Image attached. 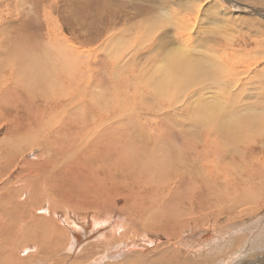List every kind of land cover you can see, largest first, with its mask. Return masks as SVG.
I'll return each instance as SVG.
<instances>
[{
	"label": "bare ground",
	"instance_id": "1",
	"mask_svg": "<svg viewBox=\"0 0 264 264\" xmlns=\"http://www.w3.org/2000/svg\"><path fill=\"white\" fill-rule=\"evenodd\" d=\"M182 22V19H175L174 17L171 20L164 18L159 27L164 30L165 37H168L172 32L174 36L179 37L180 40L182 39L181 41L178 40V46L186 48L185 53L188 54L183 52L173 53V50L167 52L165 46H168V44L164 42L152 48L155 52L151 55L149 61L160 59L163 64L162 66L159 65L161 68L159 69L160 76L158 79L151 77L149 80L144 81L145 74L140 77L144 89L142 92L145 91V93H151V96H155L158 104H154V107H159V112L160 110L166 111L164 109L167 107V115H170L172 114L170 109L173 110V113L177 110L171 105L174 103L172 98L173 100L184 99L185 88L194 87V92L200 90L197 93H201L214 86L218 90L215 94L218 93L219 99L216 98V101L214 100L215 102L213 101L211 104L209 101L202 102L200 108L196 107L198 109H194L196 111L194 120L202 126L201 134L196 138L203 143L201 149L211 150L213 148L214 152L224 156L226 151L235 154L234 147L238 148V146L248 144L250 148L258 139L264 142V98L263 100L260 98L256 103V106L261 107L259 109L262 112L257 111L254 112V115L240 118L237 115L238 111H236L238 107L236 102L242 100L238 98L240 92L248 82V80L245 81L248 77L243 76V71L246 69V72H249L248 67L252 64L256 66L260 59L257 61L251 60L247 47L242 48L241 51H236L234 55L228 49L222 50L213 47H211V51L215 50L216 52L207 54L209 57L194 54V49H191L193 45L191 46L190 37H184ZM58 29L57 27L53 28L52 32L48 31L47 36L39 34L40 37H38L37 35L36 40H31L30 44L25 41L28 37L20 36L25 40H15L9 48L4 49V52H0V58L4 53L8 55L7 60H0V130H2L1 126L4 124L9 125L8 135L0 139V175L3 174V170L6 171L10 167L9 162L14 159L19 161V158L23 155L27 156L28 150L37 151V149L41 151L38 156H33L34 159L40 157L44 159L43 156L48 155L49 157L54 154L59 160L58 163L63 165L59 171L70 170L77 161L74 160L75 158L70 157L69 152H64L63 135L69 128H72L74 131L69 134L68 141L73 149L81 153V147H83L84 152L88 146L93 148L92 160L96 162L99 171H103L107 180L122 181V185H127L129 183L127 180H131L137 185L132 190L127 188L128 191L126 192L102 195L103 199L99 203L97 197L93 198L92 201H95L96 206L92 207L89 205V198H85V196L82 198H67L65 201H63V198H58V194H54V191L51 190L53 185H50V182L46 183L42 180L38 183L35 182L37 180L35 174L38 170L34 172L33 180H30L37 183V185L31 187L28 184L26 189L29 191L25 190L23 194L20 193L21 185L15 187L13 184L11 186V182L8 181H6L7 184H0V264H104L107 258L119 255L133 259L132 261L129 260L127 264H145L143 260H147L146 263H149V257L156 253V249H160L159 253L162 258L170 255H183V257L189 259L207 258L209 255L216 257L209 252L215 248L220 249L221 244L226 239L234 240L236 245L240 244L237 245L236 252L239 251L240 246H243L242 252L245 254L248 250L245 248L247 242H250L248 244L253 250H257L259 244L254 242L256 233L250 235L249 229L257 227L262 220H259V213L244 222L227 221L223 223V218H221L219 223L222 222L223 224L215 226L216 228L214 227L213 230H207L199 226L191 219V215L185 214L188 211L195 210L194 199L188 198L189 200L186 201L188 204H193L191 209H189V205L183 206V202L179 205L178 214L172 215L170 213L172 209L171 201L175 194L173 190L181 177H177L178 182L175 179L155 181L154 176H149V173L144 176L136 173L137 167L133 166L131 162L133 163L135 154L142 155L160 142L172 140L175 137L178 138L180 135L186 138L183 146L187 158L191 154L194 157H198L196 154H203L201 150L199 151L198 141L193 140L192 132L189 128H184L187 121L178 118L173 119L166 114H163L159 120L152 119V121H148L144 117L141 118L140 114L135 115L137 111L133 110L139 103L137 105L135 103L136 107L133 108L132 102L138 95L132 98L133 101L131 100L132 95H128V93L132 86L128 81L126 86L129 90H127V96L122 101L130 103V106L122 108L128 111L126 113L130 118L126 115L120 118L116 114L119 111L116 103L119 101L117 102L118 97L116 98L114 92L115 87L118 85L114 82L112 76L115 71L114 62L110 63L105 59L106 57L102 59V64L109 68L110 73V81L104 82L93 66L99 62L97 55L88 54V58L81 60V48L71 43L70 39L64 37ZM156 30L151 31L153 34L147 37V41L153 42L154 45L157 38L155 35ZM206 44V41L201 42L202 47L210 48ZM132 46H136V43ZM231 46L232 44L228 48L232 49ZM33 68H35L33 73H36V81L32 86L34 88L33 93H35L33 95L34 100H23V94H30L24 87L31 88L30 84L27 85V81ZM18 70L19 72L21 70L26 76L18 78ZM90 71H93L94 75L90 74ZM136 79L138 80V78ZM237 79L239 81L242 79L240 83H243L241 88L232 91V98L234 99H230L229 88L237 86ZM184 84H188L187 87H183ZM144 86L147 88L149 86L151 89L148 90ZM96 88H99L100 91H97ZM261 89L260 94L264 92V89ZM132 91L131 94H133ZM29 96L32 97L31 94ZM36 100H40V102ZM31 102L35 105L33 109H31ZM120 103L126 105L123 102ZM228 107L230 110H228ZM21 110L25 111L26 115L24 116L27 117V120L20 125L13 124V118ZM187 115L189 116V114ZM220 136L226 138L227 144L225 143V146L222 142L219 144ZM104 145V149H108L107 154L102 153ZM239 149L242 150L241 147ZM163 158H156L158 164L165 163ZM262 158L261 153V157L257 159L253 158L252 161L248 159L250 163L242 161L241 166L246 168L247 171L256 165L264 168V164H260ZM48 160H50V163L51 161L56 163L55 160L49 158ZM29 162L31 160H24L22 164ZM51 165L53 166V164ZM212 165H217V170L227 185L235 184L240 187L245 181L254 179L247 177L244 180H239L236 178L238 168L221 169L219 162ZM145 169L148 171L147 168ZM211 170L210 167V173ZM25 171L24 169L23 174L32 175L31 172ZM47 171L49 170L47 169ZM229 171L231 173H228ZM254 175L256 176V174ZM48 176L50 175L48 174ZM122 176L124 177L122 178ZM38 177L40 178L39 175ZM145 177L147 178L143 180ZM44 180H46V176ZM65 181L64 179L63 182ZM98 181L100 189L105 192L107 190L105 188L107 185L106 180L100 178ZM225 188L228 189V186H225ZM170 194L172 198H167ZM131 198H141L142 200L138 205L136 199L132 200ZM243 203L248 204L250 200L245 198ZM233 208H235L234 204ZM36 213L41 214L36 215ZM167 213L170 215L166 216ZM29 218L31 219L30 223L27 222ZM185 218H190L187 225L173 234L143 231L139 233V235L147 236V240L144 239L143 243H137L130 236L132 232H136L141 228L165 229V226L163 227V225H166L164 222L168 224L166 226L168 229H172L176 225L185 223ZM28 223L29 226L26 227ZM22 226L24 227L22 228ZM22 232L23 234L20 235ZM243 233H247L249 236L245 240L241 237ZM19 237L22 238L25 244L16 242ZM146 243L148 244L147 247ZM26 245H30L33 249L29 247L27 250L22 248L18 251V248ZM249 249L252 253L253 250ZM27 251L29 255L23 257L25 261L22 259L15 261L16 252L26 253ZM263 251L257 250L255 253ZM222 252H225V249ZM142 255L144 259H141ZM218 261L220 260H215L213 263L215 264ZM246 264H264V256H256L255 261L252 259Z\"/></svg>",
	"mask_w": 264,
	"mask_h": 264
},
{
	"label": "rangeland",
	"instance_id": "2",
	"mask_svg": "<svg viewBox=\"0 0 264 264\" xmlns=\"http://www.w3.org/2000/svg\"><path fill=\"white\" fill-rule=\"evenodd\" d=\"M173 17L175 19H182L184 37H190L191 46L193 45V48L191 49H194V51L192 50L195 52L194 54L209 57L207 54L216 52L215 50L211 51V47H213L222 50L228 49V51H232V55H234L236 51H241L242 48L247 47L249 50L247 52L250 53L249 56H251V60L257 61L260 59V62L257 63L256 66L252 64L248 67L249 72H246V69L243 71V76L245 75L248 77L245 81L248 80V82L240 92L238 98L242 100L236 102L238 104L236 111H238L237 115L240 116V118L254 115V112L257 111L262 112V110L259 109L261 107L256 106V103L260 98L261 100L264 98V92L260 94L261 85L264 83V0H0V52H4V49L9 48L15 40L19 41L20 39H23L20 36L28 37L26 40H23H25L27 44H30L32 41L36 40L37 35L38 37H40L39 34H45L47 36L48 31L52 32L53 28L55 29L58 27V30L61 34L63 33L62 35L64 37L66 36L68 40L70 39L69 41L71 43L76 46L78 45L81 48V60H85L86 57L88 58V54L97 55L96 57H98L99 62L93 66L96 68L98 76L104 82L110 81V73L109 68L102 64V59L106 57L105 59L110 61V63L114 62L115 71L112 76L114 82L118 84L117 87H115L114 92L116 98L118 97L117 102L119 101L116 103L119 110L116 114L120 116V118L125 115L130 118L126 113L128 111L124 110L125 106H130V103L122 101L125 96H127V90H129L126 86V82L128 81L130 86H132V89L128 93V95H132L131 100L138 95L136 99H133L135 102L133 100V102L131 101L133 103H131L132 106H134L133 108L139 103L135 108L137 110H133L130 107L131 110L137 111L135 115L140 114L141 118H147L148 121H152V119L159 120L163 114L167 115L168 108L166 107V109H164L166 111L164 112L162 110L159 112V107H154L158 102L156 101L155 96H151V93H145V91L142 92L144 89L140 77L145 74L144 81L147 79L149 80L151 77L159 78V69L163 64V61L161 62L160 59V61L155 59L150 62L149 59L155 52L152 48L159 45L161 42L168 44V46H165V51L167 52L173 50V53H185L186 48L184 49L183 47L178 46V40L181 41L182 39L180 40L179 37L177 38V36H174L172 32H170L168 37H165L164 30L159 27L161 22L164 21V18L171 20ZM153 30H156L155 35L157 36L155 45L153 42L147 41V37L153 34L151 32ZM23 32L25 33L23 34ZM228 38L230 39L228 40ZM202 41H206V45L210 48L202 47ZM241 41L242 43H240ZM135 43L136 46H132ZM229 44H232V49L228 48L230 46ZM7 58L8 55L4 53L0 60L4 61L7 60ZM123 66H126V68L124 69ZM34 70L35 68L32 69V74L27 81V85L30 84L32 89L27 86V88L24 87L29 91L32 97L29 96L30 94H26L27 97L22 93L24 97L23 100H34L33 95L35 93H33L34 88L32 87L36 81V73H33ZM89 73L94 75L93 71H90ZM17 74L18 78L20 76L21 78L26 76L21 70L20 72L18 70ZM135 76H137L136 78H138V80L134 78ZM31 78H33V80H31ZM241 80L239 81L237 79L239 84L237 83V86L229 88L228 94L230 99L232 98V91L239 89V87L241 88V84L243 83H240ZM187 85L188 84H184L183 87H187ZM19 86L20 85H18V87ZM262 86L261 90L264 89V84ZM19 88L22 90L21 87ZM145 88L148 90L151 89L149 86L148 88ZM139 89H141V92ZM193 89L194 87L185 88L184 99L173 100L172 98L174 103L171 105L177 110L173 113V110L170 109L172 114L167 116H171L173 119L178 118L179 120L184 119L185 122L187 121L186 123L183 122L185 123L184 128H189L193 134V140H195L200 136L202 131V126L194 120L195 110L201 107L202 102L209 101L211 104L216 98L219 99V95L218 93L215 94L218 90L215 89L214 86L211 88L209 87L201 93H197L200 90L194 92ZM96 90L100 91L99 88H96ZM22 91L25 93L24 90ZM131 91L133 94L130 93ZM138 100L143 102H139ZM36 101L40 102V100ZM120 102H123L126 105H121ZM216 103L220 106L218 102ZM221 104L223 105L224 103ZM31 105V109H33L35 105H33L32 102ZM228 110H230L229 107ZM187 114H189V116ZM24 115H26L25 111L21 110L19 114L13 118V124L16 123L20 125L25 122L27 117ZM133 115L134 113L132 116ZM8 127V124L1 126L2 130H0V139L8 135ZM72 131H74V129L69 128L63 135V147L64 152H69L70 157L75 158L74 160L77 161L75 165H73V169L70 168V170L65 169V171H59L63 165L58 163L59 160L54 154L51 153L52 156L49 154V157L48 155H45L43 156L44 159H42V157L34 159L35 157L33 156H38L41 150H28L26 153L27 156L23 155L19 158V161L18 159H14L12 162H9L10 167L6 171L3 170V174L0 175V184H7L6 181H8L9 183L11 182V186H13V184L15 187L21 185L22 188L20 189V193L23 194L25 190H28L26 189L28 184L33 187L37 185L38 181L42 180L46 183L50 182V185H53V187L51 186V190L54 191V194H58V198H63V201L67 198H82L85 196V198H89V205L92 207L96 206L95 201H92L93 198L97 197L99 203L103 199L102 195H113L126 192L128 191L127 188H131L132 190L135 185H137L131 180H127L129 182L127 185H122V181L107 180L103 171H99L96 162L92 160L94 152L93 148L88 146L84 152L83 147H81V153L73 149L68 141V136ZM185 140L186 138L180 135L178 138L175 137L172 140L160 142L157 146H153L152 149H148L142 155L135 154L133 157V163L131 162V164L137 167L136 173H139L140 176L149 173V176H154L155 181L163 179H175L177 181V177H181L179 183L176 184V188L173 190L175 194L172 192L174 194L173 198L171 196L172 193L167 196V198L173 199L171 201L172 209L170 210V213L172 215L178 214L179 205L183 202V206L189 205V209H191L193 204H188L186 201L194 199L195 210L188 211L185 214L191 215V219L194 220L196 224L207 230H213L216 228L215 226H220V224L226 223L227 221L244 222L246 219L259 213V220L262 219L259 222L261 224L258 223L257 227L250 228L249 232L250 235L256 233L255 241L254 239L252 240L255 244H259L257 250H264V168L256 165L252 166V168L247 171L246 168L241 166L242 161L250 163L253 158L257 159L261 157V153L263 158L261 159L260 164H264V142L258 139V141L256 140L250 148L248 144H244L240 146L242 150L239 149V146L238 148H233L235 154L226 151L224 156H221L219 153L217 154V152H214L213 148L211 150H202L203 143L199 141V139H196L200 145L199 151L201 150V153L203 154L195 153L198 157H194L191 154L188 156L189 158H187L184 154L183 146ZM219 140V144L222 142L225 146L227 141L226 138L222 136ZM104 148L105 145L102 148V153L107 154L108 149L106 150ZM211 151L214 155L211 154ZM255 154L257 157L254 156ZM158 157L159 159L164 157L163 162L165 163L158 164V160L156 159ZM48 158L55 160L57 166L58 164L60 165L57 167L55 162L51 161L50 163ZM248 159H250V161ZM24 160H31V162L22 164V161ZM217 162L220 163L221 169L238 168L236 178L239 180H244L247 177L254 179L247 182L245 181L240 187H237L235 184L227 185L222 175L217 170V165H212ZM51 164H53V166ZM34 165L37 166L35 167ZM210 167L212 168V174L210 173ZM23 168L26 170L25 172H31L32 175L29 176L28 174H23ZM145 168H147L148 171H146ZM47 169L49 171H47ZM36 170H38L37 172L39 174ZM34 172H36L35 175L37 180H35V182L37 183L31 182L33 180ZM228 173L231 172L229 171ZM48 174L50 176H48ZM254 174H256V176ZM45 176L46 180H44ZM123 177L124 176H122V178ZM147 177L143 178V180ZM100 178L105 179L107 182L105 187L107 190H105V192L100 189L98 181ZM155 178L158 179L156 180ZM64 179L66 180L65 182H63ZM86 185L87 188L85 189ZM225 186H228V189H226ZM87 195L95 196L88 197ZM245 198L249 199L250 203H243ZM131 199H136L138 205L142 200L141 198ZM233 204L235 208H233ZM40 214L41 213H36V215ZM169 215V213L166 214V216ZM221 218H223V223H219ZM188 220H190V218H185V223L176 225L172 229L166 227L168 225L166 222H164L166 225H163V227L165 226V229L141 228L136 232H132L130 236L134 238L137 243H143V240L146 239L147 236L139 235V233L147 231L152 233L160 232L173 234L185 227ZM27 222L30 223L31 219H27ZM29 223L26 227L29 226ZM23 227L24 226H22V228ZM22 234L23 232L20 233V235ZM241 237L245 240L249 236L247 233H243L241 234ZM226 241L228 242L225 243ZM16 242L25 244L21 237H19ZM225 242L221 244L220 249L215 248L209 252L216 257L209 255L210 257L208 256L207 258L189 259L183 257V255H170L162 258L159 253L160 249H156V253H153V256L149 257V263H146L147 260H143V262H145V264H214L213 261L220 260L215 264H246L252 259L255 261L256 256H264V251L256 254L255 251L257 250H253V248L250 247V244H248L250 242H247L246 244L247 247L245 248L248 250L245 254L242 252L243 246H240L238 252L235 251L237 245L240 244L236 245L234 240L226 239ZM145 245L146 247L148 246L147 243ZM29 247L31 246L26 245L20 247L18 248V251L22 248L27 250ZM249 248L253 250L252 253ZM30 249H33V247ZM224 249L225 252H222ZM15 255V261H18V259L25 261L23 257H27L29 252H16ZM141 259H144L143 255L141 256ZM129 260L132 261L133 259L124 255H119L113 258H107L104 261V264H127Z\"/></svg>",
	"mask_w": 264,
	"mask_h": 264
}]
</instances>
